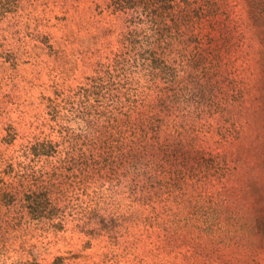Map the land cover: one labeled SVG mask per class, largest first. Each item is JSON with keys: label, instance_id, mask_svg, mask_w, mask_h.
I'll list each match as a JSON object with an SVG mask.
<instances>
[{"label": "rangeland", "instance_id": "374dc122", "mask_svg": "<svg viewBox=\"0 0 264 264\" xmlns=\"http://www.w3.org/2000/svg\"><path fill=\"white\" fill-rule=\"evenodd\" d=\"M165 1L126 17L109 0H0V264H246L230 224L249 168L263 177L264 0H172L184 15L171 55L190 67L165 87L153 155L170 172L144 198L134 173L74 174L29 151L55 138L49 99L83 85Z\"/></svg>", "mask_w": 264, "mask_h": 264}, {"label": "trees", "instance_id": "16d2710c", "mask_svg": "<svg viewBox=\"0 0 264 264\" xmlns=\"http://www.w3.org/2000/svg\"><path fill=\"white\" fill-rule=\"evenodd\" d=\"M109 2L126 17L135 9L140 12L145 8L143 0ZM157 6L158 11L146 13L144 22L137 27L138 34L124 36L120 50L98 62L83 85L69 95L49 99L48 115L53 129L57 127L53 131L55 138L32 144L29 148L32 155L56 166L71 164L74 174L134 173L141 181L134 187L142 186L143 198L148 192L143 184L151 178L166 182L170 172L167 164L153 155L154 148L163 144L167 128L161 121L166 109L162 104L165 87L180 79L177 70L182 65L186 68L190 65L178 63L179 57L171 55L170 50L177 41L175 26L183 19L184 13L177 11L181 6L172 0ZM202 65L209 67L213 62L207 58ZM155 84H163L154 96L156 102L151 99L155 92V87H151ZM191 93L197 96L200 91ZM196 135L198 132L192 134L193 141ZM262 174L260 177L254 168H249L248 205L242 214L234 206L231 216L232 244L245 250L246 264H264V166ZM11 188L2 191L17 196L18 191ZM48 190L26 192L35 195ZM155 220L160 225L162 216H156Z\"/></svg>", "mask_w": 264, "mask_h": 264}]
</instances>
